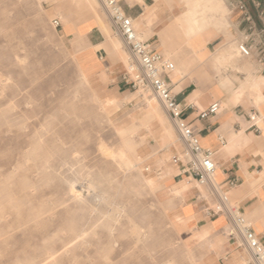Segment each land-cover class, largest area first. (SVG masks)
<instances>
[{"label":"rangeland","instance_id":"374dc122","mask_svg":"<svg viewBox=\"0 0 264 264\" xmlns=\"http://www.w3.org/2000/svg\"><path fill=\"white\" fill-rule=\"evenodd\" d=\"M79 1L0 0V264H211L194 234L180 227L182 201L166 206L164 184L151 191L141 181L156 142L164 150L179 138L161 103L144 105L138 89L117 98L84 83L76 59L88 48L83 33L96 25L111 43L121 38L99 0ZM217 1L220 12H205L207 28L229 39L235 63L243 39L232 30L238 0ZM181 29L175 31L180 51L189 48ZM115 103L123 107L112 111ZM115 124L139 128L134 140L122 139L129 169L117 158L124 149ZM170 126L172 139L163 147L160 134ZM131 221L143 228L140 238Z\"/></svg>","mask_w":264,"mask_h":264},{"label":"crops","instance_id":"0c3cea01","mask_svg":"<svg viewBox=\"0 0 264 264\" xmlns=\"http://www.w3.org/2000/svg\"><path fill=\"white\" fill-rule=\"evenodd\" d=\"M254 1H237L245 4L252 21L246 22L243 13L234 7V32L255 34L260 28ZM179 3L180 0H122V8L133 20L142 41L164 58V54L174 58L175 65L171 63L173 67L168 75L171 92L181 108V118L197 133L201 147L214 153L216 172L212 183L228 197V204L233 203L230 206L238 210L264 245V65L255 57H239L233 69L221 68L219 65L235 61L229 39L213 36L210 28L190 35L179 18L192 7V0H183L184 10ZM176 29L185 33L189 48L180 51ZM65 36L73 39L74 33L66 32ZM82 37L97 61L86 66L90 84L98 85L117 98L131 93V87L122 79L128 70L110 40L96 25L86 30ZM123 50L128 53L125 47ZM176 68L180 71H175ZM256 84L261 99H257L253 91ZM215 103L218 104L217 112L200 119L199 115ZM253 115L255 121L250 120ZM177 141L164 150L158 147L159 141L156 142L145 172L156 176L169 171L162 179L152 177V180L157 187L164 184L163 193H160L163 201L169 195H179L174 201H182L179 210L185 219L180 227L191 236L203 235L195 244L208 251L211 264H251L240 231L234 228L226 214H213L218 205L217 196L209 186L199 185L187 173L184 163L172 162L184 149L181 140ZM159 161L165 163L162 170L158 167ZM231 181L232 186L229 185Z\"/></svg>","mask_w":264,"mask_h":264},{"label":"built area","instance_id":"2783aa9c","mask_svg":"<svg viewBox=\"0 0 264 264\" xmlns=\"http://www.w3.org/2000/svg\"><path fill=\"white\" fill-rule=\"evenodd\" d=\"M99 1L108 15L113 30L121 38L131 59L132 70L123 76V81L134 90L142 89L153 93L177 129L184 149L181 155L174 158L172 162L184 163L187 173L199 185L210 187L218 198V205L213 214H226L234 228L240 231L242 244L250 255L251 263L264 264V245L249 229L238 210L228 204V197L219 192L212 183V178L216 172L214 153L210 149L201 147L197 133L181 118V108L175 99V95L171 92V84L168 79L173 67L172 64L139 38L133 20L123 11L121 0ZM252 4L256 10V18L260 28L255 34H251L250 31L243 33V39L237 44L236 49L240 58L255 57L259 64L264 65V0H255ZM235 9L243 13L246 22L252 21V17L243 2H237ZM52 24L54 27H58L60 21L54 19ZM217 110L218 104H212L199 117L204 119L208 115L215 114ZM250 120L255 121V115L250 117ZM220 143L223 142L220 141ZM233 184V181L229 182V185L232 186Z\"/></svg>","mask_w":264,"mask_h":264},{"label":"bare ground","instance_id":"6f19581e","mask_svg":"<svg viewBox=\"0 0 264 264\" xmlns=\"http://www.w3.org/2000/svg\"><path fill=\"white\" fill-rule=\"evenodd\" d=\"M39 4L41 2V0H36ZM76 5L80 6L81 5V2L79 0H74ZM221 3V2H220ZM220 3L217 1V0H195V2L192 4V7L189 9V11L184 14L182 16V20H183V23L187 26V29L189 31V34L190 35H197L198 33L202 32L204 29H206L209 25V23H207L206 21V18L208 17V14H206V18H205V12L206 11H212V10H215L216 12L217 11H221V5ZM223 4V2L221 3ZM223 6V5H222ZM228 11V10H227ZM225 10V12H227ZM212 13V12H211ZM215 13V12H213ZM212 13V14H213ZM212 14H211V17H212ZM222 14V13H221ZM226 18V17H225ZM210 19H214V17L210 18ZM220 20V19H219ZM224 20V19H223ZM218 21V20H217ZM226 21V20H225ZM214 23V22H213ZM222 24V23H221ZM88 27V26H87ZM89 27H91L89 25ZM228 36V35H227ZM187 37V36H186ZM140 38V37H139ZM141 39V38H140ZM112 41V40H111ZM112 44L115 48V50L119 53L120 55V59L123 61H125V58H126V55L127 53L124 52L123 50V43L121 42V40L119 39H113L112 41ZM216 47V46H215ZM227 50V49H226ZM91 49L88 47L87 49H84L82 51H79L78 54H77V63H78V66L81 70V73H82V76H83V81L84 83H88L89 84V75H88V70H86V66L87 64H96L97 61L96 59L93 57V55L90 53ZM221 52V51H220ZM227 52V51H226ZM75 54V53H74ZM230 54V52H229ZM238 54V53H237ZM231 55V54H230ZM229 55V56H230ZM213 56V55H211ZM221 56V55H220ZM233 56V55H232ZM235 56V55H234ZM225 57V56H224ZM129 61H130V57H129ZM234 61V60H233ZM233 61L231 63H233ZM229 62V61H228ZM220 63V62H219ZM216 64V62H215ZM248 64V63H247ZM128 65H129V70L131 71L132 70V65L130 62H128ZM219 65V64H217ZM233 65V64H232ZM245 65V64H244ZM249 68V67H248ZM251 68V67H250ZM245 69V68H244ZM175 71H180V69L176 68ZM245 73V72H244ZM248 74V73H247ZM181 75V74H180ZM225 82V81H224ZM226 84V83H225ZM261 84V83H260ZM85 85V84H84ZM229 85V84H228ZM263 85V84H262ZM258 84L255 85L253 91L254 93L257 94V99H261L260 97V93L258 92ZM137 91H141L142 93H144V105L145 104H148L150 105L152 100L154 99H157V97L151 93V95L149 96L147 94V92L149 91H145V90H142V89H138ZM158 100V99H157ZM159 101V100H158ZM160 102V101H159ZM161 103V102H160ZM162 105V104H161ZM123 106H116V103L114 104V107L112 108V111H117V110H120ZM100 109L102 111L105 110L104 107L100 106ZM151 114V113H150ZM167 115V114H166ZM146 116L150 119H155L157 116H150L149 114H146ZM169 118V117H168ZM109 122H111V120H109ZM131 122V121H130ZM175 126V125H174ZM146 128L149 129V126L146 125ZM138 127H133L130 129H126L124 128L123 126H121L120 124H115L114 125V132L115 134L119 137L120 139V143L124 149V152L122 150H120L118 153H117V158L119 159L120 161V164L129 169L130 167V161L128 158L125 157V151L127 152L128 151V148L127 146L124 144L123 142V138L125 136H130V138H132L133 140L135 139V137L137 136L138 134ZM176 129V127H175ZM176 132H177V129H176ZM172 133H173V127H168V129L164 130V132H162L160 134V139H161V143L163 144L162 146L163 147H167L169 145V141L172 139ZM177 140H179V138H177ZM72 148V147H71ZM67 151V149H66ZM72 155V154H71ZM70 155V156H71ZM162 165H164L165 163L161 162ZM59 169V168H58ZM166 175H169V171L167 170L166 172L164 171L161 175H159V177L157 179H162L163 177H165ZM141 177V181L143 182V184L145 185V187H147L149 190L151 191H154L155 188L157 186H155V181L152 180V178H150L149 175H140ZM76 178V177H75ZM214 181V180H213ZM88 182L92 183L91 180H89ZM111 183V182H110ZM121 184V183H120ZM84 189H86L87 187L83 186ZM81 187V188H83ZM165 187L166 184H165ZM171 186H169V189H170V192H171ZM69 188V187H68ZM93 190V189H92ZM166 191V190H165ZM172 193V192H171ZM170 193V194H171ZM98 194V193H97ZM79 195V193H74L73 196L74 197H77ZM96 196V195H95ZM101 197V196H100ZM168 198V197H167ZM176 198H179V195H169V198L166 199L165 201H163V203L166 205V206H169L170 204H173L175 201ZM95 201V200H93ZM97 201V200H96ZM176 205V204H175ZM174 205V206H175ZM172 206V205H171ZM112 222V221H111ZM131 223H134L133 221H131ZM135 224V223H134ZM80 234L82 233L79 232ZM76 234L75 236H78L79 235ZM133 233L136 234V236L138 238H140L143 233H144V230L141 226L135 224V227L133 228ZM201 238H203V235L200 233V234H194V236L192 237L193 241L195 243H197L198 241L201 240ZM137 241V240H136ZM209 247H211V244H208ZM187 248V246H185ZM187 250V249H186ZM247 253V252H246ZM249 254V253H248ZM247 256V254H246ZM249 260L251 261V258H250V255H249Z\"/></svg>","mask_w":264,"mask_h":264}]
</instances>
